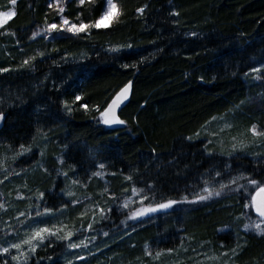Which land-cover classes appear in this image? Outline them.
<instances>
[{"label": "trees", "instance_id": "16d2710c", "mask_svg": "<svg viewBox=\"0 0 264 264\" xmlns=\"http://www.w3.org/2000/svg\"><path fill=\"white\" fill-rule=\"evenodd\" d=\"M116 2L123 15L111 28L46 40L31 38V34L37 27L59 21L57 9L48 7L53 0H17L15 5L0 0V10L12 6L16 13L0 27V68L10 69L0 73V110L6 113L0 124V171L38 168L27 175L28 181L38 194H46L57 182L51 172L43 171L42 164L51 170L59 166L61 173H69L63 187L71 184L78 190L61 201L80 203L67 208L60 219L52 217L82 223L91 208H107L115 202L109 193L117 198L132 186L147 193L151 184L164 198L180 199L173 188L185 194V186L191 185L189 192L198 191L203 179L215 177L217 171L222 175L216 179L226 182L240 174L264 178V159L241 154L229 157L226 147L231 132L239 134L252 124L264 131V80L254 82L244 75L264 65V0ZM145 5L144 14L138 15L135 9ZM64 7L63 15L69 20L77 22L79 14L87 23L99 17L102 0L95 6L66 0ZM172 12L179 15L172 16ZM193 32L197 35L190 36ZM128 44L133 47L127 48ZM110 47L122 51L107 52ZM53 48L59 51L50 52ZM37 52L49 55L37 58L34 71L20 68L24 59ZM66 54L69 59L61 61ZM142 58L146 62L138 63ZM124 64L137 66L125 69ZM130 80V98L117 114L126 125L98 124L93 118L99 115L95 106L103 110ZM76 94L83 99L67 115L60 102L71 104ZM81 103L88 104L89 111L80 108ZM220 119L231 127L216 130L214 123ZM33 137L32 153L12 160L19 146L31 145ZM65 145L67 154L61 151ZM209 152L216 155L209 156ZM61 156L64 163L58 164ZM101 163L106 183L89 177ZM128 176L131 180L125 179ZM249 191L256 194L254 188ZM7 193L12 194L9 187L0 185V194ZM88 197L91 204L81 203ZM245 198L250 196L242 189L225 190L211 201L180 204L166 214L127 221V225H138L120 236L112 234L125 226L124 220L111 213L103 224L112 231L104 252L112 254L96 264H264V237L243 229L254 215L243 208ZM10 200L5 201L6 210H0V242L1 233L14 225L16 207L12 208ZM46 207L53 213L60 208L57 204ZM46 245L37 248L28 264H64L59 260L64 244ZM146 246L152 256L145 255ZM156 252L162 253L158 259H154ZM93 259L72 264H91Z\"/></svg>", "mask_w": 264, "mask_h": 264}, {"label": "snow or ice", "instance_id": "6c2138e0", "mask_svg": "<svg viewBox=\"0 0 264 264\" xmlns=\"http://www.w3.org/2000/svg\"><path fill=\"white\" fill-rule=\"evenodd\" d=\"M97 0H78V5H84L85 3H88L90 5L95 6ZM10 3L12 5H15L17 3V0H10ZM48 7L51 9L53 7L52 3L48 4ZM147 5L138 7L135 9L136 13L138 15H143L145 12ZM56 9L57 14L60 16L59 23L52 22V23H46V27L42 28L40 32L33 33V37L40 35L42 32L44 34V38L46 40H53V39H59V38H69L65 34H71V37H79L82 33H90L92 29H107L111 28L112 24L119 20V18L123 15V12L120 9V6L116 2V0H102V8L101 13L98 18L95 20L88 21L87 23L80 18L79 14L76 18L77 22H73L69 20L66 16L63 14L65 13V7L63 6L62 0H56ZM16 13L14 11H0V27H3L6 25L11 19L14 18ZM170 15L172 16H178L179 13L172 12ZM107 20L108 23L105 24L104 21ZM190 36H196L197 33H189ZM127 48H132L133 45L128 44L126 45ZM59 49H51L50 52H58ZM122 51V48L120 47H110L107 49V52L110 53H120ZM46 55H49V53L46 52H37L36 55L30 56L23 60L22 64L20 65V68L22 69H28L31 71L35 70V61L38 57L43 58ZM69 59L67 54L61 58V61L66 62ZM82 59H87L86 56L82 57ZM146 60L142 58L138 63H145ZM54 63H57L54 61ZM136 64L129 65L124 64L122 65L123 68L128 69L129 67H136ZM17 69H12V71H16ZM10 71L8 68H0V73H5ZM264 72V65H261L259 68H253L251 72H246L244 75L245 77H248L252 73H261ZM255 79L259 80L261 77L260 75H257L254 77ZM131 85L132 81H128L122 88H120L119 92L116 93V95L112 98V100L108 103L107 107L103 108L101 110L100 106H95V111L99 113L98 117H93L96 119V122L98 124H102L106 127H113L115 125H126V121L120 119V117L116 114V110L121 107L122 104H124L131 95ZM55 87V85H54ZM17 99H20V97H17ZM83 99L82 95L76 94L74 96V99L72 100L71 104L68 101H61V108L64 110V112L67 115H71L73 111L77 110L75 108V105L77 102H80ZM80 108L84 109L86 112L89 111V106L86 103H81L79 105ZM37 111H40L38 108ZM6 118V113L3 110H0V124L3 123V121ZM228 127H231L229 125ZM40 130H38L39 134ZM247 132H250L253 138H260L261 141H264V131L260 130L256 124H252L250 128L247 129ZM46 138V137H45ZM199 138V133H197V139ZM188 141H191L193 137H186ZM211 143V141H209ZM0 146H3L2 142H0ZM36 146V137H33V143L29 146H25L24 144H21L19 146V150L15 151L14 155L11 157L12 160H16L18 157L27 156L32 153L33 147ZM248 143L245 141H240L239 143H233L231 150L227 153L229 157H236L238 153H245V150L248 148ZM205 149H207V145H205ZM12 147H8V151H12ZM63 154H67L68 151V145H65L64 149L61 150ZM153 152L155 150L153 149ZM220 155H224L225 153L221 152ZM209 156L216 155V153L209 152ZM254 157L259 159H264V154L260 153H253ZM41 156H43V152H41ZM59 162L61 164L64 163L63 156L57 157ZM169 163H173V161H170ZM0 167H3V160H0ZM105 165L103 163L98 165L99 169H103ZM226 167H230L227 166ZM71 170L75 171V166H72ZM7 171V169H5ZM47 171V169H45ZM15 175H19V173H14ZM102 173L100 171L94 172L93 176H100ZM59 175H63L65 179L68 178L69 173L63 172L59 173ZM202 178H203V174ZM222 174L221 172L217 171L215 173V177H210L203 179V187L199 188V190H192L189 192V189L192 188L191 185H186L184 189V193L182 194L178 188H173L172 191H175L177 195H180V199H174V198H164V196L157 192L153 185L149 184L147 186V193L145 192V189H137L135 187L132 188V195L137 196L139 195L140 199L138 202L132 201L131 197H128L124 200L122 205H118V207L123 209H128V215L125 221H122V223L127 224L128 220H139L143 217H147L150 214L153 213H165L173 209L176 205L180 204H189V205H195L200 204L203 202L211 201L213 198H219L222 195H224L225 190L235 191L239 192L241 189L247 193L249 196H251V199L245 198V203L243 204V208H253L257 214L258 219L256 221H252L250 223L245 224L244 228L246 232H254L256 235L264 237V178L262 179H254L250 176H245L243 174L233 176L227 183L223 181H216V177H220ZM5 179H8L7 176H5ZM126 180H131V176L125 177ZM240 180H245V184H240ZM77 181L73 180V183L75 184ZM215 183H218V187L213 186ZM0 183H3V181H0ZM235 186V187H233ZM250 188H254L256 190V195H251V192L249 191ZM107 191V189H105ZM127 191V190H125ZM62 195H66L68 197H72L74 194L71 191H63L61 192ZM189 195L192 196V198H189ZM45 196V193L43 191L39 192V194L35 197V214L32 215V213H24L20 212L19 216H28L29 221L32 222H38L37 218L40 217H47L50 215H53V210L49 209L47 207L43 208V211L40 210L41 202L43 201ZM110 199L115 200L116 198L110 197ZM130 201L133 204L138 203L139 206L133 208H130ZM72 205L75 206L78 201L72 200ZM3 207V204H0V208ZM112 209L108 208H98L100 219H108V212H110ZM83 216L84 214L81 213ZM242 215L247 216V213H242ZM95 221V214L93 217ZM238 219V218H237ZM22 224H26L25 221H20ZM27 226V224H26ZM66 225L57 228L56 225H53L51 228L44 226V227H35L31 230L30 234H26L25 238L19 240V242L16 243H8L7 246H3L0 244V257H4L2 264H11V262H15V264H28L29 259L37 252L38 247H45V242L47 241V247H52L53 240L52 238H55V241H61L66 243V247L68 249H77V248H87L88 244L85 242V240H88L86 237L85 240H81L79 243H75L72 241V237L75 234L73 231H66L64 232V228ZM93 229V223H88V227L85 231H89ZM219 231L224 232L226 229H220ZM64 232L63 235L60 233ZM14 234V233H13ZM104 236H108V232L103 233ZM96 237H91L89 242L91 240H95ZM27 246L25 249L22 246ZM11 249L16 250V255L11 254ZM168 253H172L173 249H168ZM235 249H233V253L235 254ZM7 254V255H5ZM145 255L146 256H152V253L148 251L147 246L145 248ZM162 255L161 252H156L154 259H158ZM226 255V254H225ZM7 256H10V261L7 258ZM48 259H51V257H48ZM77 260H84L85 258L83 256H77ZM67 264H72V261L69 260Z\"/></svg>", "mask_w": 264, "mask_h": 264}, {"label": "rangeland", "instance_id": "374dc122", "mask_svg": "<svg viewBox=\"0 0 264 264\" xmlns=\"http://www.w3.org/2000/svg\"><path fill=\"white\" fill-rule=\"evenodd\" d=\"M65 1L66 0H62L63 6H64ZM75 1L78 2V0H75ZM52 4H53L54 9L56 10V0H53ZM0 11H13V8H12V6H10L7 9L0 10ZM59 20H60V18H59ZM57 23H59V21ZM104 23L107 24L108 21L105 20ZM45 27H46V25H44L42 27L35 28L31 34V38H43V39H45L44 34L42 32L40 33V35L33 37V33L40 32V30L42 28H45ZM65 35H68V34H65ZM249 72H251V71H249ZM257 75H260V77H261L259 80H264V72L252 73L251 75L248 76V79L256 82L258 80L255 79L254 77ZM225 124H226L225 119H220V123L218 124V121H216L214 123L213 127L216 128V130H218V131H222L221 129H223L224 127L229 129L228 126H224ZM119 126H122V125H115L113 127H119ZM250 126H247L246 129L238 132L239 134H237V133L232 134V132L230 133L231 136L228 139V141H230V143L226 144V147L228 148L227 152H229L231 150L233 143H239L242 140L245 141L246 143H248L249 146L245 150V153H238V154H241V155H244L247 157H250V156L254 157L253 153L262 154L264 152V141H261L260 138H253L251 133L247 132V129L250 128ZM221 147H224V145H222ZM57 162H58V164H61L58 159H57ZM98 165L96 166L93 173L100 171L102 174L98 177L97 176H95V177H97L102 182L106 183V180H105L106 171L104 169H99ZM43 167H44L43 171H45V169H47V171L51 172V174L54 177L55 182H57V183L54 184L53 187L45 194L44 199L41 202L40 210L43 211L44 207H46L47 205H51V204H54V205L57 204L60 206V208L58 210H56L55 213H53V215H50L47 217L37 218L38 222L29 221L27 215L23 216V217L19 216L20 211H22L26 214L27 213H32V215L35 214V211H36L35 197L38 195V191L33 186H30L29 181H28L29 177L27 175L30 174V176H31V174L34 172V170L36 171V170H38V168L36 169L33 166H31V168L28 167V168H25L24 170L14 169L13 172H11L8 168H6L7 171H5V169L0 171V181H3V183H0V185H3L4 187L8 186L10 191H12L11 195H9V193H7L8 196H7V194H0V204H3V207L0 208V210H2V211L6 210L7 205L5 204V201L9 200V199H11L10 203L14 206V207L12 206V208L14 209L16 207L14 210H12V212L15 213L14 219H13L14 225H12L13 228L8 229L4 233H1L2 240H1L0 244H2L3 246H7L8 243L19 242V240L25 238L26 234H30L31 230L35 227L47 226V227L51 228L53 225H56L57 228H59V227L66 225L67 223H69V225H66V227L64 228V232L73 231L75 234L73 235V237L71 239L75 243H79L81 240H85V238L87 237L88 240H85V242L88 244V246H87V248L81 247V248H77V249H68L66 247L65 242L55 241V238L53 237L52 238V240H53L52 246L53 247L57 246L58 244H64V250L62 251V253L60 254V257H59L60 261H62L64 264H67V262L69 260H71L72 263H74L75 261L87 262L93 257L94 258L93 261L94 260H96V261L95 262L92 261L93 263H91V264H96L97 261L104 259L106 256H110L112 254L111 252H104V251L106 250L105 246H106L107 242L109 241L108 238L111 239L110 234L112 231H110V228H108L106 225L103 224L108 219L101 220L100 215H99V211H98V208H104V207L97 206V208L96 207L91 208L89 210V216H88L85 223H82V221H80V220L76 221L75 219H70L68 222L67 221L64 222L63 219H61L59 221H55L58 219V217L56 215H59V219H60L62 216V213L64 211H68V210H66L67 208L70 210L71 208L74 207L71 203L72 200L70 202H68V205L63 204V202L61 200L62 199L64 200V198H70V197H68L66 195H62L61 194L62 190L65 192L71 191L74 195L77 194L78 190H77V187L74 189L71 184H69V186H67L65 188L63 187L64 176L59 175V173H61L59 166L57 168L51 170V168L50 169L45 168V163L43 162L42 168ZM14 173H19V175H15ZM92 174L89 175L90 178L93 176ZM5 176H7L8 179H5ZM19 176L21 177L20 179H18V180L14 179V178L19 177ZM216 181H223V182L227 183L225 181V179H216ZM85 182H87V181H84V183H83L84 186H85ZM213 186L218 187V183L214 182ZM133 187L134 186H132L129 191L124 192L119 197H117V198L115 197L116 198L115 202L112 205L105 208V209H108V208L112 209L110 212H108V217L111 218L112 216H110V214L113 213V216H116L118 218H122L124 221L126 220L127 215H128V209L120 208V207H118V205H122L124 200L127 199L128 197H131L132 201H136V202L139 201V199H140L139 195H137V196L132 195L131 190ZM252 195H253V193H252ZM108 196L112 197L111 193H109ZM89 199H90V197H88L87 200L81 201V203H88ZM250 199H251V196H250ZM80 200H82V199H80ZM78 203H80V202H78ZM18 204H20L22 206L20 209L18 207ZM88 204H91V203H88ZM137 206H139L138 203L133 204L130 201V208L134 209ZM249 209L251 210V212H253L254 215L249 221L246 222V224L250 223L252 221H256L258 219L255 210L253 208H248L246 210H249ZM94 214H95V221L93 219ZM153 214H156V213H153ZM153 214H150L149 216H151ZM52 216H55L57 219L53 218ZM77 216H79V214ZM50 217H52L53 219H50ZM147 217H143L141 219H145ZM141 219H139V220H141ZM20 221H25L27 226H26V224L20 223ZM128 221L136 222L138 220H128ZM90 222L93 223V229L89 230V231H85L88 227V223H90ZM28 224L31 226H28ZM136 225H138V224H135V225L125 224V226L124 225L121 226V228L119 230L113 231L112 235H119V236L125 235L128 232V230L129 231L133 230L136 227ZM243 229L245 231L244 227H243ZM64 232H61L60 234L63 235ZM104 232H108V236H104L103 235ZM250 233L255 234L254 232H250ZM93 236L96 237V239L91 240V242H89L90 238ZM45 243H48V242L46 241ZM22 247H24L25 249L27 248L26 245L22 246ZM10 251H11L12 255L17 254L15 249H11ZM5 255H7V254H5ZM77 256H83L85 259L84 260H77L76 259ZM7 258L10 261V256H7ZM12 263H15V262H11V264ZM207 264H210V263H207Z\"/></svg>", "mask_w": 264, "mask_h": 264}, {"label": "water", "instance_id": "95a60500", "mask_svg": "<svg viewBox=\"0 0 264 264\" xmlns=\"http://www.w3.org/2000/svg\"><path fill=\"white\" fill-rule=\"evenodd\" d=\"M110 101H111V100H110ZM110 101H109V102H110ZM109 102H108V103H109ZM107 105H108V104H107ZM107 105H106V107H107ZM120 108H121V107H120ZM120 108H118V109L116 110V114H118ZM255 195H256V194H255Z\"/></svg>", "mask_w": 264, "mask_h": 264}]
</instances>
